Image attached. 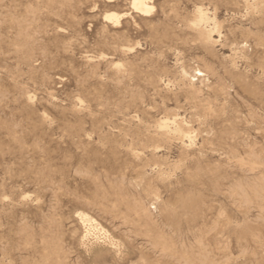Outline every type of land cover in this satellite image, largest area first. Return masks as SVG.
Here are the masks:
<instances>
[{"label": "rangeland", "instance_id": "obj_1", "mask_svg": "<svg viewBox=\"0 0 264 264\" xmlns=\"http://www.w3.org/2000/svg\"><path fill=\"white\" fill-rule=\"evenodd\" d=\"M147 3L0 0V264H264V0Z\"/></svg>", "mask_w": 264, "mask_h": 264}, {"label": "bare ground", "instance_id": "obj_2", "mask_svg": "<svg viewBox=\"0 0 264 264\" xmlns=\"http://www.w3.org/2000/svg\"><path fill=\"white\" fill-rule=\"evenodd\" d=\"M134 3L136 5L137 8L143 10V11H149L152 6H150L148 3H147V0H134ZM201 12V11H200ZM142 13V12H141ZM118 21V20H116ZM201 75V74H200ZM204 75V74H203ZM86 218V217H85ZM88 219V218H86Z\"/></svg>", "mask_w": 264, "mask_h": 264}]
</instances>
